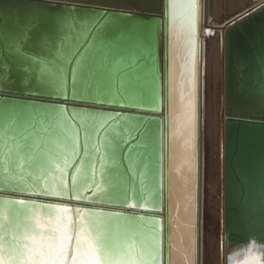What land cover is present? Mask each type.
Masks as SVG:
<instances>
[{
	"label": "water",
	"instance_id": "obj_1",
	"mask_svg": "<svg viewBox=\"0 0 264 264\" xmlns=\"http://www.w3.org/2000/svg\"><path fill=\"white\" fill-rule=\"evenodd\" d=\"M172 14L0 0V264H169ZM223 28L220 260L264 264V0Z\"/></svg>",
	"mask_w": 264,
	"mask_h": 264
},
{
	"label": "bare ground",
	"instance_id": "obj_2",
	"mask_svg": "<svg viewBox=\"0 0 264 264\" xmlns=\"http://www.w3.org/2000/svg\"><path fill=\"white\" fill-rule=\"evenodd\" d=\"M260 1L250 0L244 9ZM245 2L197 0V28L199 32L201 24L202 31L196 50L193 46L195 0H171L169 264H221V255L224 258L225 242L220 228L223 203V25ZM177 4L185 5L179 14L173 9ZM161 215L165 223V201ZM236 264L261 262L257 254H248Z\"/></svg>",
	"mask_w": 264,
	"mask_h": 264
},
{
	"label": "rangeland",
	"instance_id": "obj_3",
	"mask_svg": "<svg viewBox=\"0 0 264 264\" xmlns=\"http://www.w3.org/2000/svg\"><path fill=\"white\" fill-rule=\"evenodd\" d=\"M249 2H250V0H246V2L243 3V4L241 5V8L244 9V7H246V6L249 4ZM245 5H246V6H245ZM223 8H224V7H223ZM223 8H222V9H223ZM241 8H239L237 12L231 13L230 15H231V16L235 15L236 13H238V12L240 11ZM223 12H224V10H223ZM213 31H215V30H213Z\"/></svg>",
	"mask_w": 264,
	"mask_h": 264
}]
</instances>
